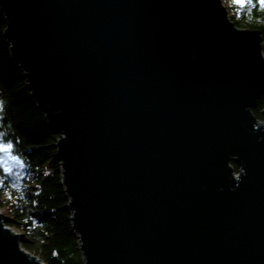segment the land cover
Instances as JSON below:
<instances>
[{"label":"water","instance_id":"1","mask_svg":"<svg viewBox=\"0 0 264 264\" xmlns=\"http://www.w3.org/2000/svg\"><path fill=\"white\" fill-rule=\"evenodd\" d=\"M85 264H264L261 35L220 0H0ZM231 162L240 167L235 173ZM0 213V264H44Z\"/></svg>","mask_w":264,"mask_h":264},{"label":"trees","instance_id":"2","mask_svg":"<svg viewBox=\"0 0 264 264\" xmlns=\"http://www.w3.org/2000/svg\"><path fill=\"white\" fill-rule=\"evenodd\" d=\"M235 9L230 20L238 28L258 30L264 50V5L245 0ZM5 28L0 9V142L12 144L9 152H0V159H5L0 163V209H6L5 225L20 234L22 247L44 264H85L56 157L60 134L30 96L23 72L11 57ZM252 113L264 121V94ZM231 164L238 171V164Z\"/></svg>","mask_w":264,"mask_h":264},{"label":"rangeland","instance_id":"3","mask_svg":"<svg viewBox=\"0 0 264 264\" xmlns=\"http://www.w3.org/2000/svg\"><path fill=\"white\" fill-rule=\"evenodd\" d=\"M220 1H221V3L223 4V6L226 8V10H227V15H228V17H229V19H230V16H231L233 10H236L235 8H236V6L238 5V3H234L233 0H220ZM261 46H262V43H261ZM261 52H262V55L264 56V50H263V47H262V51H261ZM233 168H234V166H233ZM234 171H235V170H234ZM239 171H240V167H239L238 171H235V173L238 174ZM4 212H6V209H0V213H1V214H3ZM11 230H13V229H11ZM13 231H14V230H13ZM14 232H15V231H14Z\"/></svg>","mask_w":264,"mask_h":264},{"label":"snow or ice","instance_id":"4","mask_svg":"<svg viewBox=\"0 0 264 264\" xmlns=\"http://www.w3.org/2000/svg\"><path fill=\"white\" fill-rule=\"evenodd\" d=\"M234 3H238V4H243L245 2V0H233ZM249 3H251V0H248ZM259 3H261L262 5H264V0H259ZM12 148V144L11 143H3L0 142V152H9ZM12 160H17L16 157H11ZM5 159H0V163H4ZM18 162V160H17ZM8 171H11V169H7Z\"/></svg>","mask_w":264,"mask_h":264}]
</instances>
